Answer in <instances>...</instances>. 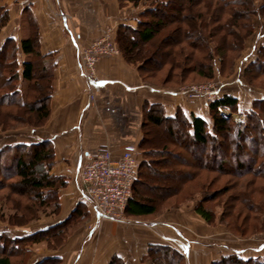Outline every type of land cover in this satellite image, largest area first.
Listing matches in <instances>:
<instances>
[{
    "label": "rangeland",
    "instance_id": "rangeland-1",
    "mask_svg": "<svg viewBox=\"0 0 264 264\" xmlns=\"http://www.w3.org/2000/svg\"><path fill=\"white\" fill-rule=\"evenodd\" d=\"M143 1L144 0H142L141 4L138 6H134L133 3L128 0H119L123 8L126 9L127 6L131 5L136 9L132 10L133 15L130 9V13L125 15L124 23L134 27L137 25L136 22L130 23V21L133 20L129 18L137 16L140 10L147 7L146 3L145 5L142 4ZM208 1L209 0L195 1L193 4V11L203 10L205 12L204 6ZM9 3L11 4L13 1ZM254 3L258 12L252 14L250 17L254 26L253 32L245 39L244 43L240 44L238 49L237 47L235 48V46L227 48V46L224 45L226 47L225 51L230 57L228 61L220 58L225 51L222 52L219 50V57L216 56L212 63L215 69L221 66L222 72L219 73L216 71L211 79L203 78L196 73H188L186 70L190 69L192 64L185 59L183 60V58L182 60L180 58V61L177 60L178 63L172 66L171 62H166V60L163 61V58H165V54L169 55V52H172L171 50H176L177 52V50L183 49L181 55L185 57L187 56L186 53L193 51L196 46L202 49H205L207 45L215 47L217 46L216 40L222 36V34L209 37L206 35L205 31H203L205 40L203 41L200 39L192 43L191 40L193 41V39L189 38L186 34L183 36L181 32L182 28L185 30H187V28L193 30L192 27H187L188 21L185 19L186 15L191 14V11H189L191 7H187L185 10L187 13L184 12L183 14L173 11L170 12L171 15L165 21V26L158 30L153 42L140 44L138 47L142 55L141 60L138 63L139 65L137 63L133 65L138 69V72L139 69L142 68V76L140 75L141 79L142 77L144 79L142 81H145V84L155 89L167 92V96L171 97L169 94L175 93L187 101H202L203 104L204 102L208 104L212 100H208L204 96L193 97L191 96L192 93H182L181 91L193 85H203L207 89L210 88L209 86L213 85L219 88L215 98L224 94L235 95L239 98L241 113L223 108V114H228L227 117L231 118L236 123L241 122L243 124H248L252 122L247 114L252 111L253 101L264 99V67L263 65L260 67V61L258 64L253 63L258 60L257 54L264 45V0H254ZM130 14L132 17L128 18L127 16ZM27 20H29V18L25 17L23 25H21L24 27L22 29L25 34L29 33V29L26 27ZM8 24L9 23H7V25ZM7 30H1L0 43ZM115 35V33L112 34L114 40ZM128 38L135 39V36H128ZM233 38L234 37H230V40L232 41ZM118 49V54H122L120 48ZM250 51L253 52H251V55L247 58ZM184 54L186 55L184 56ZM19 57L22 56L19 54ZM145 67L149 69L148 72H146ZM179 74H181V76H179ZM8 75H10V73H5L1 70L0 77L3 78L4 81L7 79ZM0 85V99L2 100L7 93L10 94L13 91L14 86L13 82H10V84L7 82L6 86L4 83ZM34 87L36 88V86L33 85L31 93L34 92ZM205 87L203 90H205ZM20 89L21 94L26 93L28 89V82L26 80L21 81ZM257 111L260 112V115L256 117L259 120L257 127L259 131L264 132V111L259 109H257ZM10 112L17 113L16 119L11 120L7 117V114ZM18 112L21 113L18 114ZM206 112L208 123L211 124L212 120L209 109H207ZM25 116L27 117L25 118ZM29 118H33L32 115L23 112L20 105H7L6 102L0 101V149L6 144L30 141L33 139L36 134L34 129H37L38 126L30 123L34 121ZM20 119H27L28 121H19ZM152 130L153 131L147 133L149 134L147 138L153 144H145V148L151 149V151L154 150L151 157L154 160V173L155 171L160 172L159 174L161 175H155L154 173H150L151 171H145L146 175L151 176L150 178L143 177L139 188L143 190L146 197L155 199L158 206V212L155 215L148 217H130L125 212V218L122 221L101 220L97 214L95 218V214L91 211L92 206L84 195L79 178V190L87 205L85 210H89L88 214L85 217L79 218L77 222L74 223L73 227L63 232L58 240H56V238L54 242L42 240L37 244L30 243L26 246L50 251L58 248L60 249L69 238H73L76 230L88 226L83 228L85 229L83 235L86 237L89 235V229L94 225L97 226V228L93 230V236L91 239L88 238V240L91 241L93 245L99 246V244L102 245V243L105 242V238L101 239L103 235L102 231L104 230V222H121L120 224H122V230L124 229L125 234H121V237H117L113 243L115 246L117 245L116 247L121 245L124 249H122V252H115V254L123 257L126 264H149L151 260L146 254L143 255L142 258L140 252L136 254L138 243L143 244L144 241L141 237L138 239V231L136 230L139 229L145 231L143 233H148V231L158 228L156 226H151L153 223L160 225L170 222L172 228L176 229L177 232L170 228V232L164 234V240L159 241L165 243V245L177 248L178 250H185V261L182 262L184 264H196L199 262L200 264H205V262H210V264H212L214 260H218L222 256L234 254L239 255L245 260L249 258L255 259L257 261L254 262L255 264H257L258 261H264V165L262 168H259L260 171L255 170L256 174H248L250 170L245 171V175H240L234 170L232 174H229L227 172L223 173V171H217L219 162L216 160L224 158L227 160L228 167L226 166V171L236 166V159H240L242 163L246 165V168L249 164L252 167L255 166V164L252 163L255 154L252 152L253 148L257 146L254 142L257 138L255 137V140L252 141V138L248 136L238 140L236 135L228 131L225 135L219 136V138L216 139L215 148L192 145L187 149L181 148L177 139L168 137L165 127L161 129L152 128ZM229 141H234L235 143L238 141L237 144L241 146L244 151L243 158L238 156L235 150L227 148L226 144ZM190 152L193 153L190 154ZM247 155H249V158ZM179 156H181V158H179ZM196 156L202 159L208 157V168L200 170L194 179L187 180L185 178V171L187 169L184 167V163L188 161L194 164V168L189 169L193 172L196 168L195 164H198ZM245 157L248 158V160H245ZM6 163L8 170L5 169L3 172L1 171L0 175V230L9 229L13 234L17 235L24 234V232H34L41 224L52 223L53 220L59 217L61 212L65 210L62 206L61 199L63 193L67 194L72 191H74L76 195L79 193L77 187L73 184L70 185L67 183L65 186L61 187L59 190V201L61 206L59 211H55L54 205L44 206L39 204L35 199L36 196L30 193V191L23 193V186L20 179L14 175L12 169L14 160H7ZM65 179L68 181L66 177ZM213 192H215L214 194L216 197L206 200L205 206L214 210L216 216L213 223H207L195 212V207L201 198ZM217 193L218 195H216ZM67 202L68 200L66 203ZM128 231L131 234L133 233L134 237H127ZM141 234L142 233H140V236ZM43 239H45V237H43ZM84 241L87 240L84 239ZM84 241H81L80 250L86 245ZM187 247L189 248L188 251L186 250ZM1 249L0 245V257L5 255L1 253ZM110 249L111 248L108 250L106 249V254H109ZM13 251L15 253L13 254L14 257H12L14 264H32V262L36 260V255L34 254L35 250L30 256L25 255L24 251L16 250V248H14ZM6 252H8V250ZM77 254L80 255L82 252L80 251ZM157 254V256L160 257L159 260L162 258L160 260L162 261L161 264H164L163 262L165 259L167 261L166 264H179L177 263V258H168L163 252ZM140 258L141 261L139 260Z\"/></svg>",
    "mask_w": 264,
    "mask_h": 264
},
{
    "label": "trees",
    "instance_id": "trees-1",
    "mask_svg": "<svg viewBox=\"0 0 264 264\" xmlns=\"http://www.w3.org/2000/svg\"><path fill=\"white\" fill-rule=\"evenodd\" d=\"M128 1L132 2L134 6H138L142 2V0ZM195 1L197 0H144L142 4L145 5L146 3L147 7L138 12L136 16L137 25L134 27L130 24L123 23L119 25L116 30L114 42L117 47L120 48L124 59L129 63L138 64L142 56L138 49L139 45L153 42L158 30L165 26V21L171 15L170 12L173 11L183 14L186 8L190 6L191 10L189 11H191V14L186 15L185 19L188 21L187 27H192L193 30L189 28L185 30L182 28L181 32L183 36L186 34L189 38L193 39V41L191 40L192 43L200 39L203 41L205 40L203 31H205L206 35L209 37H215L220 34H222V36L216 40L217 46L215 47H212L209 44L210 46L207 45L205 50L196 46L193 51L188 52L189 54L186 53L187 56L184 54L185 57L181 55L183 49L177 50V52L176 50H171L172 52H169V55H164L165 58H163V61L166 60V62H171L172 66L178 63L177 60L180 61V58L181 60L183 58V60L185 59L192 64L191 68L186 70L188 73H196L206 79H211L216 71L221 73V66L215 69L214 64L212 63L213 59L219 55V50L222 52L226 50L225 46H227V48L235 46V48L237 47L238 49L240 44L244 43L245 39L254 30L250 17L252 14L258 12L257 8L254 0H209L204 6L205 12L203 10L193 11V4ZM9 17L10 14L6 6H0V33L7 25ZM27 29H29V33L25 35L20 42H17L14 37H8L0 45V74L1 70L2 72L10 73L5 81L0 77V84L4 83L6 86L7 82H9V84L10 82H13L14 86L13 91L10 94L7 93L2 100L0 99V101L6 102L7 105H20L23 112L32 115L33 118L29 119H32L34 122L31 121L30 123L39 127L44 125L51 115L50 102L53 94V68L55 62L53 59L48 58L46 54L42 53L38 25L32 16H30L28 20ZM128 36H135V39H129ZM230 37H234V41L233 39L231 41ZM263 53L264 45L260 48L257 54L258 60L253 62L258 64L260 61V67H262V65L264 67ZM19 54L24 55L22 60L19 57ZM222 54L223 55L220 54V58L228 61V58H230L229 54L226 51ZM141 69H139V75L142 74ZM148 70L149 69L146 68V72H148ZM179 76H181V74H179ZM22 80L28 82V89L24 94H21L20 89ZM142 80H144L143 77ZM33 85H35L36 88L34 87V92L31 93ZM223 108L241 113L239 108V98L235 95L224 94L210 101L208 103V109L211 115V124L208 123V119L196 115L195 113L188 115L180 107L176 110L174 115L167 116L165 107L160 102H147L144 105L143 138L138 144L140 169L138 178L133 185L132 198L129 200L125 211L128 216L148 217L155 215L158 212V206L155 199L146 197L143 190L139 188L143 177L150 178L151 176L146 175L145 171H151L150 173H154V160L151 158L154 150L151 151V149L145 148V144H153L147 138L149 137V134L147 133L153 131L152 128L161 129L165 127L168 137L177 139L181 148L187 149L192 145L215 148L217 142L216 139L219 138V136L225 135L228 131H231L232 134L236 135L238 140L249 136L252 138L251 140L254 141L256 137L257 140L254 142L257 146L253 148L252 152L255 156L253 157V161L251 160L255 166L252 167L249 164L246 168V165L242 163L240 159H236V166L229 169V171H226V166L228 167L227 160L225 158L220 160L216 159L219 162L217 171L232 174L234 170L240 175H245L244 173L247 170H250L248 174H254L255 170L262 168L264 165V132L258 130L257 123L259 120L256 117L260 115V112H258L257 109L264 111V99L253 101V107L251 108L252 111L247 114L252 122H249L248 124L234 122L231 118H228L222 113ZM20 113L18 112V114ZM7 117L11 120L16 119L17 113L10 112L7 114ZM26 117L27 116H25V118ZM26 120L27 119H20L19 121L26 122ZM146 128L148 129V132ZM233 142L234 141L227 142V148L235 150V153L243 158L244 151L242 150V147L237 144L238 141L236 143L234 142L235 144ZM191 153L193 152H190V154ZM248 156L249 155H247V157ZM179 158H181V156H179ZM248 158L245 157V160H248ZM197 159L198 164H195L196 168L193 172L189 169L194 168V164H191V162L189 163L188 161L184 163V167L187 169L185 171V178L187 180L194 179L200 170L208 168V157H205V159L197 157ZM7 160H14V166L12 169L14 175L20 179L23 186V193L30 191V193H33V195L36 196L35 199L39 204L44 206L54 205L55 211H59L61 206L59 201V190L61 187L65 186L68 181L65 177L52 174L51 172V168L55 163V149L49 140H43L40 142L20 141L4 145V147L0 149V175L1 171L3 172L5 169L8 170V166L6 165ZM159 173L160 172L155 171L154 174L161 175ZM257 175L259 176L258 173ZM214 193L215 192L201 198L195 207V212L207 223H213L216 216L214 210L205 206L206 200L214 199L216 197ZM216 195H218V193ZM86 208L87 205L85 201H79L70 211L69 216L64 220L47 228L36 229L34 232H24V234L17 235L13 234L9 229H1V253H4L5 255L0 257V264H14L12 260V257H14L13 254H15L13 251L14 248H16V250L24 251L25 255L30 256L34 251V248L26 245H29L30 243L37 244L42 240L53 242L55 241V238L58 240L63 232H66L73 227L74 223L77 222L79 218L85 217L88 214L89 210H85ZM43 237H45V239H43ZM7 250L8 252H6ZM160 251L165 253L168 258H177V263L184 264L182 262L185 261V255L177 248L164 244L149 245L146 254L151 260L149 264L162 263V261H160L162 258L159 260L160 257L157 256V253H161ZM254 262L257 261L252 258L245 260L239 255L234 254L222 256L220 259L214 260L212 264H255ZM61 263L62 258L60 256H44L42 258H36V260L32 262V264ZM163 263H167L166 259ZM107 264H126V262L123 257L115 254ZM257 264H264V261H258Z\"/></svg>",
    "mask_w": 264,
    "mask_h": 264
},
{
    "label": "crops",
    "instance_id": "crops-1",
    "mask_svg": "<svg viewBox=\"0 0 264 264\" xmlns=\"http://www.w3.org/2000/svg\"><path fill=\"white\" fill-rule=\"evenodd\" d=\"M10 1L13 3L10 4ZM0 6H6L10 14L9 24L3 28V31L8 30L0 44L8 37L20 42L27 35L21 26L24 18L32 16L38 25L41 51L55 62L51 115L44 125L34 129L35 136L27 142L49 140L55 149V163L51 172L65 176L68 183L79 191L77 195L74 191L63 193L61 199L65 210L52 223L41 224L38 229L64 220L79 201H84L78 181L86 150L95 152L109 147L114 156H119L124 145L133 143L138 146L143 138V107L147 102L162 103L167 116L174 115L180 107L188 115L195 113L207 117V103L187 101L175 93H170V97L166 95L167 92L145 84L138 69L128 63L122 54L102 56L96 65V75L92 78L85 75L80 63L81 50L103 36L109 27L116 34L130 9L133 15L132 10H136L133 6L125 9L119 0H0ZM131 14L127 17H132ZM136 18H129L133 20L130 23L137 24ZM253 51L249 52L247 58ZM20 55L22 60L24 55ZM91 211L96 218L95 211L92 208ZM120 223L104 222L101 239L105 238V242L102 245H93L88 240L97 226H92L86 237L83 228L88 226H84L76 230L73 238H69L60 249L50 251L35 248L34 254L37 258L60 256L61 264H107L115 252L124 249L113 243L117 237L125 234ZM166 223H153L151 226L158 228L148 233L136 230L138 239L141 237L144 240L143 244L138 243L136 254L140 252L142 258L150 244L165 245L159 241L164 240V234L169 233L170 228L177 232L170 222ZM133 235L128 231L126 236ZM82 240L86 245L80 250ZM109 248V254H106ZM80 251L82 254H77ZM181 253L185 254V250Z\"/></svg>",
    "mask_w": 264,
    "mask_h": 264
},
{
    "label": "built area",
    "instance_id": "built-area-1",
    "mask_svg": "<svg viewBox=\"0 0 264 264\" xmlns=\"http://www.w3.org/2000/svg\"><path fill=\"white\" fill-rule=\"evenodd\" d=\"M112 34L113 29L109 27L103 36L81 50L80 63L85 75L91 78L96 75V65L102 56L119 53ZM204 87L193 85L181 92L213 100L219 88L211 85L203 90ZM139 169V149L133 143L124 145L119 156H114L109 147L83 153L80 184L86 199L101 220L122 221L125 218Z\"/></svg>",
    "mask_w": 264,
    "mask_h": 264
}]
</instances>
